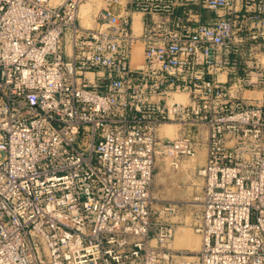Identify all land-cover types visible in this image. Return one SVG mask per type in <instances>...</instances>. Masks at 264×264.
Returning a JSON list of instances; mask_svg holds the SVG:
<instances>
[{
  "label": "built area",
  "instance_id": "obj_1",
  "mask_svg": "<svg viewBox=\"0 0 264 264\" xmlns=\"http://www.w3.org/2000/svg\"><path fill=\"white\" fill-rule=\"evenodd\" d=\"M88 1L0 0V264H264V0ZM201 148L173 261L155 158Z\"/></svg>",
  "mask_w": 264,
  "mask_h": 264
},
{
  "label": "rangeland",
  "instance_id": "obj_2",
  "mask_svg": "<svg viewBox=\"0 0 264 264\" xmlns=\"http://www.w3.org/2000/svg\"><path fill=\"white\" fill-rule=\"evenodd\" d=\"M90 2L94 4L95 1ZM135 15L141 17L140 14ZM201 159L200 151L194 157H181L176 161L178 167L175 168L172 157L168 153L156 154L152 179L153 193L159 201L177 204L176 213L162 217L176 227L174 237L167 242L173 261L191 259L196 255L199 247L200 236L194 231L192 224L199 209L195 197L201 192V180L197 175V167L203 163ZM185 231H188L190 235L183 237ZM179 236L185 239L182 238L178 241L179 245L173 248L174 240ZM197 239L198 244L195 241Z\"/></svg>",
  "mask_w": 264,
  "mask_h": 264
},
{
  "label": "bare ground",
  "instance_id": "obj_3",
  "mask_svg": "<svg viewBox=\"0 0 264 264\" xmlns=\"http://www.w3.org/2000/svg\"><path fill=\"white\" fill-rule=\"evenodd\" d=\"M95 1V0H94ZM99 6V2L98 1H95L94 4L90 1L88 2H85L83 3L81 6H80V12H79V15L80 17L82 18V22L86 25V26H92L93 25V21H94V15H95V12L97 10ZM140 26H141V20H140V17L138 15H134L133 17V28L136 32H139L140 31ZM136 49H137V55L140 56L141 55V48H140V45L138 44L136 46ZM176 98L178 100H184L185 99V96L184 95H176ZM175 125L173 123H165L163 124L161 127H160V136H166L168 138H174L175 135H176V126L174 127ZM200 153H201V161L204 162V149L201 148L200 150ZM198 151V152H199ZM178 167V164L175 165V168ZM181 227V226H179ZM176 232V231H175ZM187 235H190V233H188V231H185L183 233V237H186ZM177 237L175 238V242L173 243L172 247H177L176 245H179L178 244V241H180L183 237ZM185 239V238H183ZM200 239V238H199ZM196 243L198 244L199 240H195ZM201 242V240H200ZM199 247H200V243H199ZM198 247V249H199Z\"/></svg>",
  "mask_w": 264,
  "mask_h": 264
},
{
  "label": "crops",
  "instance_id": "obj_4",
  "mask_svg": "<svg viewBox=\"0 0 264 264\" xmlns=\"http://www.w3.org/2000/svg\"><path fill=\"white\" fill-rule=\"evenodd\" d=\"M160 135H162V134H160Z\"/></svg>",
  "mask_w": 264,
  "mask_h": 264
}]
</instances>
